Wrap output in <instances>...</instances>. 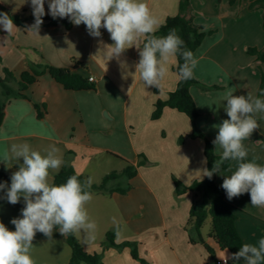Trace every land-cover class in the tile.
<instances>
[{"label":"crops","instance_id":"1","mask_svg":"<svg viewBox=\"0 0 264 264\" xmlns=\"http://www.w3.org/2000/svg\"><path fill=\"white\" fill-rule=\"evenodd\" d=\"M179 1L143 0L161 25L168 17L178 14ZM230 1L191 0L195 22L206 32H214L193 53L198 60L193 73L209 89L194 86L190 90L200 112L198 126L211 141L218 132L213 125L228 119L224 93L232 89L235 95L250 92L257 96L264 72V64L246 53L248 47H264L262 10L251 11L250 0H235L233 5ZM48 3L45 0V15L51 16ZM0 5L27 18L24 26L16 25L18 29L10 35L0 27L1 78L5 76L3 70L8 69L18 79L31 63L42 61L84 78H95V90L70 91L45 74L24 92L27 99H11L7 103L0 126V173L12 175L18 170L19 164L4 163L13 143H28L36 150L56 145L65 163L69 161L78 174L91 180V185L100 184L110 172L122 171L126 166L124 161L138 166L143 155L148 164L138 167L127 194L91 193L93 198L86 207L97 225L96 238L86 242L83 233H76L85 251L102 254L104 264H142L132 258L128 248L103 250L101 244L106 233L113 231L117 243H136L138 255L146 264L222 261L219 257L227 250L209 238L212 225L210 231L202 230V234L215 250L214 258L202 244L190 243L185 227L194 195L188 192L176 196L173 183L174 178L186 185L205 178L200 171L207 168V163H202L205 143L190 137L189 118L176 110L166 108L159 119L152 118L157 100H166L176 89V58L168 62V73L159 89L145 88L139 73H135L139 55L134 47L119 61L107 60L98 43L99 39L113 43L105 29H101V38H94L84 24L66 30L63 25L46 27L43 21L38 36L27 31L34 23L30 0H0ZM34 104L41 107V112L42 106H46L42 119L37 117ZM256 119L260 127L250 139L243 141L248 151L244 162L264 165V115ZM181 138L183 143H179ZM214 149L218 156L222 155L219 146L214 145ZM118 158L123 159L121 167L117 165ZM238 163L232 161L228 169L217 173L219 188ZM3 195L0 191V196ZM225 199L240 211L236 226L243 243L258 244L264 237V208L253 207L248 193L231 201L225 194ZM24 206L23 199L16 205L0 199V221L14 230L10 221L20 216ZM113 218L119 225L118 233ZM33 244L31 255L35 264L69 263L71 249L58 231L50 240L37 233ZM227 254L230 255L228 251ZM241 262L244 264L242 259Z\"/></svg>","mask_w":264,"mask_h":264},{"label":"clouds","instance_id":"2","mask_svg":"<svg viewBox=\"0 0 264 264\" xmlns=\"http://www.w3.org/2000/svg\"><path fill=\"white\" fill-rule=\"evenodd\" d=\"M34 23L27 28L29 33L39 35L45 16V0H30ZM48 14L53 19L68 18L79 26L84 24L88 34L101 38L105 29L112 44L102 39L98 43L105 51L107 60H120L130 48L139 55L134 65L145 88L159 89L168 73V62L180 57L176 73L178 81L194 78L193 69L198 64L192 51L184 47L183 39L175 28L165 36H156L161 21L143 0H49ZM0 27L8 35L18 28L12 18L0 12ZM47 37V36H45ZM49 38V37H48ZM264 96V93H261ZM224 110L228 119L213 125L218 129L213 145L222 149V155L215 160L211 170L203 168V177L211 179L218 173L225 161H238L237 169L225 176L221 188L231 201L245 193L250 195L253 207L264 208V165L254 161L244 162L248 151L243 141L250 139L260 126L257 115H264V99L254 96L235 95L232 89L224 93ZM22 159V163H19ZM19 164L13 172L10 185L0 182V199L16 205L23 199L25 206L19 217L11 219L14 230L0 221V264H35L31 255L33 241L37 233L48 240L58 231L62 237L83 233L86 242L96 238L97 225L89 217L86 205L92 200L91 180L81 181L76 175L70 176L65 183L57 185L53 173H59L65 164L61 149L51 144L42 150L33 149L28 143H13L5 154V165ZM206 164V158L202 160ZM12 164V165H13ZM117 233L119 225L115 218ZM224 264L232 260L234 264L241 259L244 264H264V237L258 244L245 243L239 251L219 257Z\"/></svg>","mask_w":264,"mask_h":264},{"label":"trees","instance_id":"3","mask_svg":"<svg viewBox=\"0 0 264 264\" xmlns=\"http://www.w3.org/2000/svg\"><path fill=\"white\" fill-rule=\"evenodd\" d=\"M230 3L232 5L235 4V0H231ZM249 9L251 11L256 9L262 10V29L264 31V0H250ZM0 12L7 13L17 26H24V23L27 20V18H24L19 14L11 13L1 5ZM42 19L45 22L44 26L46 27L63 25L66 30H70L73 27V24L68 18L53 19L52 16L45 15ZM173 28L176 29L177 34L183 39L184 47L193 53L202 45L204 39L208 35H212L214 33L213 31L206 32L203 26L198 25L195 22L194 16L192 15L191 0H180L178 14L168 17L157 30L155 35L165 36L168 34L169 30ZM246 53L255 57L256 61L264 64V47L262 49L248 47L246 49ZM176 61L177 63L174 71L177 73L178 64H182L183 59L177 57ZM3 72L5 75L4 78L0 77V126L2 125L5 117V108L7 103L11 99H27L24 92L29 88V86L35 84L38 79L45 74L50 75L66 90H95V84L94 82H90L89 78L73 74L66 69L53 67L43 61L40 63H31L28 70L23 72L18 79L8 69H4ZM194 86L199 87L202 90L209 89L200 83L196 79L195 75L194 78L187 81H178L176 89L169 93L166 100H157L154 106L152 118L154 120L159 119L166 108L176 110L179 113L186 115L190 120L192 128L190 137L192 139H202L205 143L204 155L207 160V169L211 170L214 161L218 160L220 156L216 154L212 141L198 126L200 112L190 92L191 88ZM212 88L218 89V87ZM261 93H264V72H261L257 95V97L264 99V96H261ZM42 107L43 112H41V107L38 104H34V108L37 111V117L39 119H42L47 112L46 106L43 105ZM260 116L262 115H257V117ZM183 142L184 139L181 138L179 143ZM124 162L126 163V166L122 171L110 172L103 177L100 184L91 185V193L117 192L122 195L127 194L130 187H121V180L125 179L129 181L135 178L138 173V167L147 165L148 161L145 156L142 155L140 156L138 166L130 164L127 161ZM231 163L232 160L225 161L220 170L228 169ZM72 175H76L81 181H86V178L78 174L73 169L70 162L67 161L59 173L54 177V182L57 185L65 183ZM216 176L217 173L214 174L211 179H208L205 176L203 180L194 181L190 185H186L176 178L173 179L176 196H181L188 192H191L194 195L189 212V219L185 227L189 241L191 244H202L210 253L212 258H214L215 250L207 243L202 234V229L208 219L211 220L212 225V231L209 234V238H213L222 249L227 250L231 254L239 251V248L244 244L236 226L240 211L226 201V192L217 186ZM10 177L11 174L0 173V182H7L10 185ZM64 239L71 249V258L68 264H104L102 254H91L86 252L83 245L76 237V234L66 236ZM101 245L103 250L110 248L123 250L128 248L133 259L141 262L142 264H146V262L138 255L137 244L130 241L117 243L116 233L113 231L106 233L104 241ZM230 264H234V262L230 260ZM236 264H242L241 260L236 262Z\"/></svg>","mask_w":264,"mask_h":264},{"label":"rangeland","instance_id":"4","mask_svg":"<svg viewBox=\"0 0 264 264\" xmlns=\"http://www.w3.org/2000/svg\"><path fill=\"white\" fill-rule=\"evenodd\" d=\"M29 12H31V10H29ZM196 87V86H195ZM118 160L119 161H116L117 162V165H118V167H121L122 166V158L121 159H119L118 158ZM136 166V165H135ZM134 179V178H133ZM133 179H131V180H129V181H127V180H125V179H122L121 180V182H120V184H121V187H126V186H129L130 187V190L132 189V184H131V181L133 180ZM129 190V191H130ZM128 191V192H129ZM210 229H211V220L210 219H208L207 221H206V223H205V225H204V227H203V233H207V231H210Z\"/></svg>","mask_w":264,"mask_h":264},{"label":"built area","instance_id":"5","mask_svg":"<svg viewBox=\"0 0 264 264\" xmlns=\"http://www.w3.org/2000/svg\"><path fill=\"white\" fill-rule=\"evenodd\" d=\"M89 81L90 82H95V78L94 77H89ZM216 264H224V262L223 261H219ZM228 264H229V262H228Z\"/></svg>","mask_w":264,"mask_h":264}]
</instances>
